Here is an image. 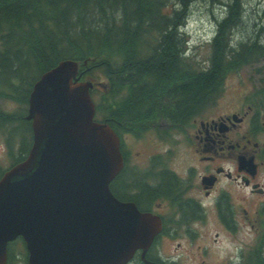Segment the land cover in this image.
Returning <instances> with one entry per match:
<instances>
[{
    "label": "trees",
    "instance_id": "16d2710c",
    "mask_svg": "<svg viewBox=\"0 0 264 264\" xmlns=\"http://www.w3.org/2000/svg\"><path fill=\"white\" fill-rule=\"evenodd\" d=\"M176 1L178 7L167 13L165 0H0V102L18 106L12 112L0 107V131L8 137L9 149L17 144L13 162L27 151L17 127L31 132L23 116L32 84L61 59L90 58L87 74L99 70L108 83V97L99 107L103 115L142 127L144 119L156 114L183 122L213 102L227 74L264 57L256 34L234 43L231 33L242 20L243 0H226L210 44L209 65L203 72L192 71L180 57L183 36L178 26L193 0ZM259 88L258 96L264 97V81ZM125 172L110 184L119 200H145L161 191L160 186L164 191L169 187L167 174L158 187L134 180L140 191L128 196L131 184ZM254 264L264 263L256 258Z\"/></svg>",
    "mask_w": 264,
    "mask_h": 264
},
{
    "label": "water",
    "instance_id": "95a60500",
    "mask_svg": "<svg viewBox=\"0 0 264 264\" xmlns=\"http://www.w3.org/2000/svg\"><path fill=\"white\" fill-rule=\"evenodd\" d=\"M77 71L61 60L29 94L31 147L0 177V264L18 236L26 264H126L152 240L153 218L110 191L123 164L119 139L93 120L92 84Z\"/></svg>",
    "mask_w": 264,
    "mask_h": 264
},
{
    "label": "flooded vegetation",
    "instance_id": "af4514ba",
    "mask_svg": "<svg viewBox=\"0 0 264 264\" xmlns=\"http://www.w3.org/2000/svg\"><path fill=\"white\" fill-rule=\"evenodd\" d=\"M208 105L183 122L156 114L144 119L142 127L122 126L100 115L116 131L124 129L128 140L145 143L139 150L128 148V158L124 156L131 184L128 196L140 191L133 187L134 180L158 187L167 174L170 182L166 191L160 186L162 190L150 198L125 200L160 221L146 261L140 259L138 249L129 264L137 260L141 264H245L241 244L245 219L253 228L264 210V112L247 105L244 111L213 114ZM221 237H230L234 256L210 260L211 249Z\"/></svg>",
    "mask_w": 264,
    "mask_h": 264
},
{
    "label": "rangeland",
    "instance_id": "374dc122",
    "mask_svg": "<svg viewBox=\"0 0 264 264\" xmlns=\"http://www.w3.org/2000/svg\"><path fill=\"white\" fill-rule=\"evenodd\" d=\"M225 1L226 0H193L188 6L182 26L185 31V33H183V38L189 42V45L186 46L188 48L186 52L188 55L192 56V60H190V62L194 64L195 68H197L198 65L206 67L207 63H209V54L211 49L208 39L215 31L217 18H220L224 11L222 5ZM176 7V0H165L163 10L170 13L171 10ZM231 34L234 43L256 34L260 43L264 44V0H243L242 20L233 29ZM88 75L94 81H104L103 73L99 70H93ZM263 81L264 57L256 63L243 66L237 72L231 73L230 76L224 79V91L222 93L223 98L221 97L218 99L219 104L216 108L222 110L220 113H223L227 108L234 107L235 102H238L237 105L239 106L242 102H244V100H250L253 90L258 88ZM236 90L239 92V96L235 97V99H237L234 101L232 98L233 96L228 93H235L234 91ZM226 96L228 97L224 98ZM0 107L6 112H12L17 109V105L13 103L1 104L0 102ZM17 132L18 134L23 133L24 138L22 141L24 143V148L28 151L31 144V132H29L24 125L18 126ZM122 139L124 141V148L127 152L128 148L139 150L144 147L141 141L132 142L128 140V137L126 136H123ZM7 140L8 137L6 134L0 131V173L2 170H6L12 165V159L19 153L17 144L12 146L10 149L8 148ZM165 148L167 147L165 146ZM213 230H215L214 226ZM254 230L255 229H252V227L248 224V220L245 219L244 237L242 238L241 244H243V250L244 254H246V258L248 257V254L254 246L257 238V236H254ZM16 243L17 244H15L12 250L13 255L11 264H25V250L23 249L20 241ZM11 248L12 245L8 244V251ZM233 250L234 244H232L230 237H221L219 245L213 247V258L220 260L228 256L231 259L233 256ZM192 254V252H189V257H192ZM262 256L264 257V246L262 248ZM133 264L141 263L137 260Z\"/></svg>",
    "mask_w": 264,
    "mask_h": 264
},
{
    "label": "bare ground",
    "instance_id": "6f19581e",
    "mask_svg": "<svg viewBox=\"0 0 264 264\" xmlns=\"http://www.w3.org/2000/svg\"><path fill=\"white\" fill-rule=\"evenodd\" d=\"M245 1V0H244ZM183 49H184V45H183ZM180 57H181V54H180Z\"/></svg>",
    "mask_w": 264,
    "mask_h": 264
}]
</instances>
